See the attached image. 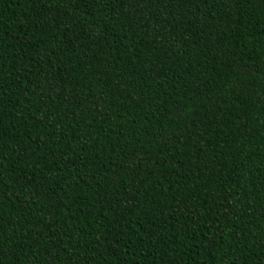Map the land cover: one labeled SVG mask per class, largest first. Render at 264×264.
Returning a JSON list of instances; mask_svg holds the SVG:
<instances>
[{
    "label": "trees",
    "instance_id": "1",
    "mask_svg": "<svg viewBox=\"0 0 264 264\" xmlns=\"http://www.w3.org/2000/svg\"><path fill=\"white\" fill-rule=\"evenodd\" d=\"M0 264H264V0H0Z\"/></svg>",
    "mask_w": 264,
    "mask_h": 264
}]
</instances>
